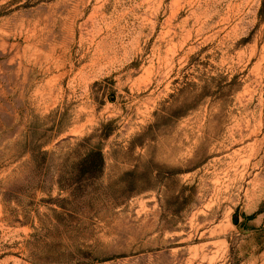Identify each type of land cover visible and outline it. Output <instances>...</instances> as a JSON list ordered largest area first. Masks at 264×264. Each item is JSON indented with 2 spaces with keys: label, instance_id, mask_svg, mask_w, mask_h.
Returning <instances> with one entry per match:
<instances>
[{
  "label": "rangeland",
  "instance_id": "rangeland-1",
  "mask_svg": "<svg viewBox=\"0 0 264 264\" xmlns=\"http://www.w3.org/2000/svg\"><path fill=\"white\" fill-rule=\"evenodd\" d=\"M262 3L0 0V264H264Z\"/></svg>",
  "mask_w": 264,
  "mask_h": 264
},
{
  "label": "trees",
  "instance_id": "trees-1",
  "mask_svg": "<svg viewBox=\"0 0 264 264\" xmlns=\"http://www.w3.org/2000/svg\"><path fill=\"white\" fill-rule=\"evenodd\" d=\"M263 3H262V9H263ZM262 10H260V12H261ZM91 155H92V160H90V157H91ZM86 161H88V163L89 162H91V163H93V162H97V164H101L102 162H103V160H102V154H101V151L99 150V149H97V151H92L90 154H88L87 156H86Z\"/></svg>",
  "mask_w": 264,
  "mask_h": 264
}]
</instances>
